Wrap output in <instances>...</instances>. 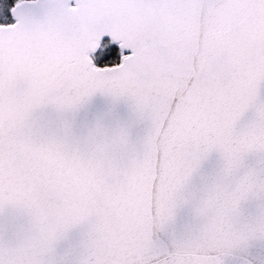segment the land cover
<instances>
[{"label": "snow or ice", "instance_id": "snow-or-ice-1", "mask_svg": "<svg viewBox=\"0 0 264 264\" xmlns=\"http://www.w3.org/2000/svg\"><path fill=\"white\" fill-rule=\"evenodd\" d=\"M0 264H264V0H0Z\"/></svg>", "mask_w": 264, "mask_h": 264}]
</instances>
